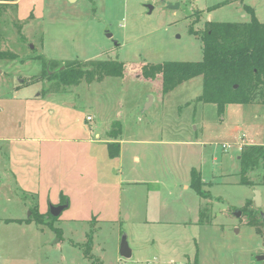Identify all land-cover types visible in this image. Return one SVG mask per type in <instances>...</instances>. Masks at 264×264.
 I'll return each mask as SVG.
<instances>
[{"label":"rangeland","instance_id":"rangeland-1","mask_svg":"<svg viewBox=\"0 0 264 264\" xmlns=\"http://www.w3.org/2000/svg\"><path fill=\"white\" fill-rule=\"evenodd\" d=\"M243 4L264 23V0H18L0 7V50L16 55L0 59V216L40 215L24 232L0 222L7 249L0 264H264L256 259L264 255V225L249 224L245 214L263 222L264 168L247 172L254 186L237 183L239 146L264 145V103L229 104L219 113L197 100L201 76L162 93L158 79L131 70L200 61L202 43L190 27L248 21ZM105 59L128 69L59 88L43 75L68 61ZM114 121L121 124L116 140L107 136ZM3 135L22 141L3 142ZM113 141L117 158L108 155ZM193 167L213 182L205 188L211 199L184 189ZM204 203L210 224L198 223ZM61 204L52 217L50 208ZM122 235L129 258L119 255Z\"/></svg>","mask_w":264,"mask_h":264},{"label":"trees","instance_id":"trees-1","mask_svg":"<svg viewBox=\"0 0 264 264\" xmlns=\"http://www.w3.org/2000/svg\"><path fill=\"white\" fill-rule=\"evenodd\" d=\"M15 1L0 0V7ZM243 10L249 15L248 21H206L201 30L190 27V33L197 35L202 43L200 61H163L157 64H141L132 67L131 70L138 69L143 79L152 82L158 79L162 93L171 91L193 77L201 76L202 89L197 100L215 104L219 113H222L229 104L264 103V23L258 20L252 7L243 4ZM15 57L16 55L10 51L0 50V59ZM62 66L64 67L62 70L57 68L51 75L47 74L45 69L43 71V75L54 79L58 88L76 85L82 80L91 82L100 81L105 76H123L128 69L123 62L111 59L73 60L65 62ZM120 134L121 124L114 121L107 131V136L116 140ZM107 149L110 158L119 155L118 142H108ZM238 159L241 169L237 174V183L254 186L255 182L248 178L247 172L259 164L264 168V145L243 147ZM261 183L264 184V179ZM204 185L200 172L194 167L191 168L190 188L201 199H211L210 192L203 189ZM251 202V199L246 201L247 204ZM207 208V203L200 206L199 224L211 223ZM245 214L249 217V224L264 225L256 215H253L252 210H246ZM33 217L31 220L39 223L40 215L35 214ZM257 231L261 232L260 227ZM90 248L88 244L84 250L85 256L89 259Z\"/></svg>","mask_w":264,"mask_h":264},{"label":"crops","instance_id":"crops-1","mask_svg":"<svg viewBox=\"0 0 264 264\" xmlns=\"http://www.w3.org/2000/svg\"><path fill=\"white\" fill-rule=\"evenodd\" d=\"M14 4H18V0H16L15 2H13ZM249 6V5H248ZM251 7V6H250ZM253 10H254V8H253ZM255 12V11H254ZM255 15H256V13H255ZM257 17V16H256ZM91 119V118H90ZM27 139V141H37L38 140V138H35V137H32V138H26ZM39 140H41V139H39ZM45 139H42V141H44ZM1 141H3V142H11V143H14V142H19V141H22V138L21 137H16V136H14V135H12V136H8V135H3V137H1ZM47 141V140H46ZM116 142V141H115ZM14 145V144H13ZM14 148L17 150L18 149V147H16V146H14ZM119 148H120V143H119ZM119 154H120V150H119ZM119 156V155H118ZM117 156V157H118ZM117 157H115V158H117ZM134 158V160H138V157L137 156H134L133 157ZM28 168V167H27ZM14 169V168H13ZM199 172H200V174H201V179H202V181L205 183V185H204V190H206L205 188H207L208 186H210L212 183H208V181H206L205 179H204V177L202 176V169H201V167H199V169L198 168H196ZM36 170V169H35ZM33 171V170H32ZM22 172H23V175H25V174H27L28 176H30V173H32L31 172V169H24V170H22ZM7 173H8V171H7ZM9 173H11V174H13V176L16 178V180L18 181V182H20L19 181V179L21 178V174H20V170H17V171H15V169L14 170H12V169H10V171H9ZM35 175H36V172H35ZM24 177H26V181H24L25 183L27 182V179H28V177L27 176H24ZM2 178V177H1ZM2 180V179H1ZM189 187V184H185L184 185V189H187ZM210 192V191H209ZM212 197V196H211ZM7 202H10V199L9 198H7ZM16 205H17V207L18 206H20V204H21V201L18 199V200H16L15 202H14ZM13 213H14V211H12ZM29 216V215H28ZM28 216H22L21 215V213H19L18 211L16 212V214L15 215H8L7 213L5 214H3V215H1L0 216V222H2V223H4V225H6V226H10V225H13V227L14 228H12V230L16 233L17 231L19 232V230L20 229H22V231L24 232V231H27V230H29V228H30V226H31V224L33 223V220H29V217ZM18 226V227H17ZM23 227V228H19V227ZM12 227V226H11ZM15 227H17V228H15ZM27 229V230H26ZM17 232V233H18ZM15 235H17V234H15ZM18 237V236H17ZM16 237V239L18 240V238ZM4 242H2V239L0 240V253H1V255H2V258H4V254L5 253H7V249L2 245ZM17 246V245H16ZM14 251H15V249H14ZM5 264H8V263H5Z\"/></svg>","mask_w":264,"mask_h":264},{"label":"water","instance_id":"water-1","mask_svg":"<svg viewBox=\"0 0 264 264\" xmlns=\"http://www.w3.org/2000/svg\"><path fill=\"white\" fill-rule=\"evenodd\" d=\"M68 2H74L75 0H67ZM171 8H173V6H171ZM108 37H111V34L108 33L107 34ZM115 44H117L116 41H114ZM254 197H253V201L256 205L257 208L261 207V203H262V199H261V193L258 189H254L253 191ZM66 207L65 204H61L58 206H53L50 208V214L52 216H58L60 214V212ZM240 214V212H238V215ZM262 216V220L264 223V213H261ZM119 255L121 257L124 258H129L131 256V250L128 246L127 240H126V236L122 235L121 239H120V244H119ZM257 260L259 261H263L264 262V255H259L256 257Z\"/></svg>","mask_w":264,"mask_h":264},{"label":"built area","instance_id":"built-area-1","mask_svg":"<svg viewBox=\"0 0 264 264\" xmlns=\"http://www.w3.org/2000/svg\"><path fill=\"white\" fill-rule=\"evenodd\" d=\"M87 119L90 120V117L88 116ZM240 140L242 141L243 144H246V145L248 144V143L245 142V136H244V135H242V136L240 137ZM248 145H252V144L249 143ZM225 147H227V146H226V145H222V148H223V149H224ZM241 147H242V146H239V150L242 149Z\"/></svg>","mask_w":264,"mask_h":264}]
</instances>
